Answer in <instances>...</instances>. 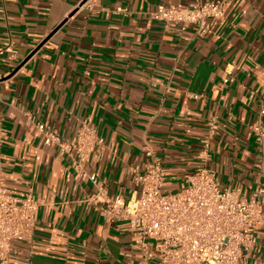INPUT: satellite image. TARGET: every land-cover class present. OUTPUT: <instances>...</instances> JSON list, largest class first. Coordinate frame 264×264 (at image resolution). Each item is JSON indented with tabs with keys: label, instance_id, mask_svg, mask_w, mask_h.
Wrapping results in <instances>:
<instances>
[{
	"label": "crops",
	"instance_id": "1",
	"mask_svg": "<svg viewBox=\"0 0 264 264\" xmlns=\"http://www.w3.org/2000/svg\"><path fill=\"white\" fill-rule=\"evenodd\" d=\"M197 1L211 0H5L0 48L15 53L0 55V177L40 202L34 247L15 242L10 264H157L143 261L127 222L104 219L95 185L28 116L65 138L93 124L107 151L86 170L108 196L132 197L128 170L143 168L148 149L162 161L164 193L204 165L241 199L264 184L250 130L264 106V0H221L224 19L202 35L149 23L161 4ZM256 243L252 256L264 260V229Z\"/></svg>",
	"mask_w": 264,
	"mask_h": 264
},
{
	"label": "built area",
	"instance_id": "2",
	"mask_svg": "<svg viewBox=\"0 0 264 264\" xmlns=\"http://www.w3.org/2000/svg\"><path fill=\"white\" fill-rule=\"evenodd\" d=\"M0 0V12L4 13ZM117 12L129 13L118 7ZM224 19L221 0L197 1L190 6L161 4L149 14V23L176 25L181 31L197 26L205 34L210 21ZM8 42L0 48V55L15 51ZM43 136L47 146L56 147L68 158L73 171L90 180L97 192L90 200L101 203L98 209L105 220L123 221L130 226L134 248L143 255V261L157 264H264L252 256L256 248V232L264 229V184L247 200L240 198L239 190L222 188L218 178L202 166L188 177L187 186L176 193H164L162 161L155 153L145 151L147 162L129 167L136 190L130 199L108 196L98 176L89 173L86 166L92 158H103L107 151L104 138L88 120H83L72 138L36 122L28 116ZM209 135L204 141L205 151L218 130V122L208 123ZM250 130L260 146L264 172V106L261 107ZM205 151L203 153H205ZM40 202L31 191L8 189L0 177V264H10L15 242H26L34 247L36 214Z\"/></svg>",
	"mask_w": 264,
	"mask_h": 264
}]
</instances>
